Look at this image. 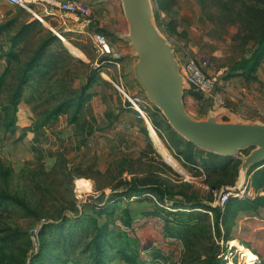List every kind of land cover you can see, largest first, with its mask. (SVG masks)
Here are the masks:
<instances>
[{
  "label": "rangeland",
  "instance_id": "obj_1",
  "mask_svg": "<svg viewBox=\"0 0 264 264\" xmlns=\"http://www.w3.org/2000/svg\"><path fill=\"white\" fill-rule=\"evenodd\" d=\"M84 1L96 20L94 28L88 25L87 31H98L108 37L113 47L110 56L99 55L90 35L66 30L65 23L76 18L57 15L55 21L46 18L47 24H44L21 8L0 0V191L25 197L35 210L26 215L12 204L7 206L8 211L0 210V226L9 225L22 234L17 243L6 246L3 255L19 251L22 256L26 250L30 255L36 253L38 230L43 225L59 223L66 215L76 218L92 212V204L96 203L111 209L109 214L101 216L108 221L109 228L116 233L126 232L130 237L129 242L120 238V244L138 245L139 249L133 251L139 255L140 264H206L212 248L221 264H260L264 260V228H261L264 216L244 213L235 221L230 236L226 223L221 224L223 238L219 239L214 228L211 233L214 214L203 206L185 209L194 210L193 216L198 217L196 227L186 233L175 226L178 218L175 215H146L156 205L175 211L173 202L163 205L147 190L131 196L125 193L128 186L162 183L170 191L188 195L190 203L200 200L213 205L224 190L233 191L238 178L235 166L240 158L228 163L227 157L219 156L218 169L205 167L210 153L198 151L194 144L168 127L161 111L153 105L150 112H156L155 117L162 120L159 131L156 130L165 147L176 157L173 163L165 160L147 131L146 122L128 107L117 85H123L131 93L145 94L134 76L132 63L125 67L130 43L121 36L128 33L129 26L121 0ZM152 1L155 22L172 43L177 57L182 61L193 57L207 62L209 73L218 76V84L208 93L191 88L186 91L188 112L197 119L215 112L220 121L264 122V56L253 72L233 71L232 67L243 57L251 56L254 41L249 39V27L223 8V3L230 0H173V3L167 0V8H161L159 0ZM11 20L13 23L7 25ZM27 23L32 24L30 35L26 34L13 49L23 61L51 33L60 41L48 48L49 53L56 55L49 67L43 68L49 70L48 74L23 85L15 123L9 126L11 117L3 107L16 92L19 70L16 60L10 64L4 54L10 49L12 36ZM90 76L94 82L77 117L74 119L72 108L47 119L49 111L70 96L73 89L82 88ZM189 153L195 161L185 159ZM247 153L248 150L240 156ZM86 185L91 186L89 191L82 189ZM245 187L249 196H257L251 187V177ZM123 208L130 209L132 226L127 225L128 216ZM205 211L208 216L201 215ZM52 230L46 234L50 248H54L52 241L57 233ZM65 231L63 243L57 249L62 258L63 247L69 242L66 238L71 234L69 227ZM76 231L74 244L89 239L87 231ZM31 241L33 247H30ZM246 243L254 244L256 248L245 249L258 260H248L249 253L243 250ZM114 255L115 251L109 253V264H131ZM52 256L49 262L54 261Z\"/></svg>",
  "mask_w": 264,
  "mask_h": 264
},
{
  "label": "trees",
  "instance_id": "obj_2",
  "mask_svg": "<svg viewBox=\"0 0 264 264\" xmlns=\"http://www.w3.org/2000/svg\"><path fill=\"white\" fill-rule=\"evenodd\" d=\"M171 1V0H170ZM173 3V0L171 1ZM158 4L161 8H167V0H159ZM223 8L230 13L231 16L235 15L238 20L243 22L251 30V35L249 39L253 40V46L250 49L251 56L248 58L243 57L241 61L237 62L235 66L232 67L233 71H240L241 73L253 72L256 69L257 64L264 56V0H230L223 3ZM37 20V19H36ZM13 20L9 21L7 25H11ZM4 25L3 27L7 26ZM32 24H24L22 28L12 36L10 49L4 54L7 58L8 63H12L16 60L18 65V84L15 94L12 96L11 102L3 107L6 115H10L11 121L9 126L15 123V113L18 110V104L20 102L21 91L23 85H27L31 79L37 78L38 76H45L48 74L49 70H43L44 67H49L50 63L54 60L55 54L49 53L48 48L50 45L58 43L60 39L51 33L46 38L41 40L38 47L34 50L33 54L26 61H23L19 52L14 51V47L21 41L24 40L26 34L30 35L29 28ZM10 70L8 68L7 72ZM94 82V78L90 76L86 84L79 90L73 89L70 96H66L63 100L59 102L52 110L49 111L47 119L56 118L61 113L67 112L74 109V119L77 117L80 110L83 108L84 101L90 93L91 85ZM195 95L198 93L191 90ZM128 104V103H127ZM131 109V108H130ZM159 111V109L156 107ZM133 110V109H131ZM150 119L156 129L159 131V126L162 120L155 117L156 112H150ZM164 118V116H163ZM142 120V119H140ZM144 122V120H142ZM148 131L147 125L145 124ZM170 127L169 124H167ZM149 132V131H148ZM192 144V143H191ZM193 145V144H192ZM198 151H205L198 148ZM208 152V151H207ZM210 153V159L205 161V167H213L218 169L220 163L216 160L220 155L213 152ZM228 158V163L233 161L231 156H223ZM185 159L189 162L195 161L193 154L189 153L185 155ZM239 162V163H238ZM241 163V159L237 161L235 169L238 174V167ZM88 183V182H86ZM90 184V183H88ZM128 186V183L126 184ZM251 187L254 192L258 193L257 196H245L244 198L231 197L227 203L222 206H213L200 202V200H195L190 203L191 198L184 194L183 192H173L168 190V188L162 184H151L145 187H131L128 186L125 193L131 196L132 193L140 194L142 191H151V193L157 197L158 201L165 205L167 202H173L175 211L167 210L165 206L156 205L152 212H148L146 215H163L165 217L170 215H175L178 218L175 220L174 224L179 229H182L186 233H191L192 230L197 225L198 217L193 216V211H186L185 209H195L197 207H204L206 210L213 212L214 223L211 228V233L213 228L216 232L215 237L221 239L223 238L222 226L221 224L227 225V233L230 236L234 226L235 221L241 217L244 213H256L257 215L264 216V163L258 164L252 169L251 172ZM145 198L141 199L144 200ZM189 201V202H188ZM15 205L22 209L26 215H31L35 210L32 207L30 201L25 197L18 194L11 193L9 191H0V210L8 211V205ZM92 212H84L78 217H72L71 215H66L62 217L59 223H48L43 225L38 230V240L39 249L36 253L28 254V250L24 252L16 251L12 255H3L6 246L13 245L21 237V232L19 229L12 228L7 225L2 228L0 226V264H68L73 261L74 264H109V253L115 251V255H120L127 262L131 264H140L139 255L134 249H139L137 244L125 246L123 243L120 244V238L125 239L129 242L130 237L126 232L116 233L114 230L109 228V223L105 219H101L104 214H109L111 209L101 207L99 204H92ZM76 213L78 209L74 208ZM128 216L126 221L127 225L132 226L133 218H131L130 209L123 208L122 210ZM201 215L208 216V211L202 212ZM200 215V216H201ZM189 217V218H187ZM169 220L167 219L168 224ZM69 227L71 230L70 238H66L65 246L63 250L65 251V256H61L57 249H60L64 237L66 236L65 229ZM168 227V226H167ZM260 227L254 226V228ZM169 228V227H168ZM264 228V226H261ZM55 229L57 231L54 234L55 240L52 241L54 248L49 247L50 241L46 237L47 231ZM76 230H81V232H88L87 237L89 239L84 241L81 239L78 243L74 244L75 238L73 235L77 232ZM53 231V230H52ZM114 233V236H112ZM229 238L226 237V240ZM236 242V241H235ZM30 247H33L32 241L30 242ZM251 247L252 245L246 243V246ZM247 247V248H248ZM255 247L254 244L252 246ZM256 248V247H255ZM211 255L206 258V264H221L218 254L214 253V248H212ZM253 252V251H252ZM254 253V252H253ZM53 255V256H52ZM55 255V256H54ZM53 258V262H49L50 258ZM22 258L21 261L19 258ZM19 260V261H18ZM264 264V260L260 263Z\"/></svg>",
  "mask_w": 264,
  "mask_h": 264
},
{
  "label": "water",
  "instance_id": "obj_3",
  "mask_svg": "<svg viewBox=\"0 0 264 264\" xmlns=\"http://www.w3.org/2000/svg\"><path fill=\"white\" fill-rule=\"evenodd\" d=\"M121 2L129 26L128 33L121 37L133 50L136 58L133 73L145 95L173 130L188 142L220 156L240 158L238 178L232 190H242L252 169L264 163V122L220 121L215 112L206 118H194L185 103L190 85L181 72L172 43L155 22L153 1Z\"/></svg>",
  "mask_w": 264,
  "mask_h": 264
},
{
  "label": "built area",
  "instance_id": "obj_4",
  "mask_svg": "<svg viewBox=\"0 0 264 264\" xmlns=\"http://www.w3.org/2000/svg\"><path fill=\"white\" fill-rule=\"evenodd\" d=\"M7 4L17 6L22 10L30 13L35 19L40 22H46L47 16L56 15V11L60 10L66 14H73L77 18H83L88 24L92 23V13L90 12L89 5L85 1L77 0H1ZM56 34L63 39V36L56 32ZM93 39V46L100 56H110L113 52V47L108 37L98 31L91 32ZM179 59V58H178ZM181 64V72L187 79L190 88L201 93H208L215 88L218 84V76L210 74L208 71L207 62H200L193 57H189L185 61L179 59ZM112 62V61H110ZM121 93L128 103V107L133 109L139 119L146 122L148 131L150 133V125L153 123L150 119V109L153 106L149 98L145 94L131 93L123 85L117 84ZM155 128V126H154ZM156 129V128H155ZM168 148V147H167ZM160 150V149H159ZM165 160L173 163L176 159L174 153L168 148V153L164 154L161 150ZM247 187L239 191L224 190L213 206H224L229 198H244L248 196Z\"/></svg>",
  "mask_w": 264,
  "mask_h": 264
},
{
  "label": "crops",
  "instance_id": "obj_5",
  "mask_svg": "<svg viewBox=\"0 0 264 264\" xmlns=\"http://www.w3.org/2000/svg\"><path fill=\"white\" fill-rule=\"evenodd\" d=\"M77 1H84V0H77ZM86 2V1H85ZM57 15H60L59 17H62L63 15H68V16H71V17H73V18H76L77 20H71L70 21V23H65V25L67 26V28H66V30H68V29H73V30H76L77 32H79V33H81V34H88V35H90L91 36V30L90 31H87V26L89 25H91V27H92V29L94 28V24H96V20H95V17H94V15L92 14V23L91 24H88L86 21H85V19H81V18H77L75 15H73V14H66V13H63L62 11H60V10H57L56 11V15H54V16H57ZM54 16H47V18L49 19V21H55L56 20V18H54ZM60 21V23H63V22H61V20H59ZM45 24H47V21L45 22ZM128 56H127V58H126V60H125V67H129V65L132 63V67L134 66V64H135V61H136V58H135V56H134V53H133V50H132V48L130 47V48H128Z\"/></svg>",
  "mask_w": 264,
  "mask_h": 264
},
{
  "label": "bare ground",
  "instance_id": "obj_6",
  "mask_svg": "<svg viewBox=\"0 0 264 264\" xmlns=\"http://www.w3.org/2000/svg\"><path fill=\"white\" fill-rule=\"evenodd\" d=\"M72 48V47H71ZM74 53H78L77 50L75 49H72ZM150 135L152 136L155 144L159 147V149L164 153V154H167L168 153V148H166L161 140V137L160 135L158 134L157 130L154 128V126H152V124L150 125ZM175 161V160H174ZM177 163V162H176ZM177 166H179V163L177 164ZM82 189L83 190H87L89 191L91 189V186H82ZM240 192V191H239ZM232 243V242H231ZM234 245L236 244L235 241H233ZM243 250H245L246 252L249 253V256H248V260L253 262L255 260H258L257 259V256L255 254H252L251 252L247 251V249H245V247L243 248Z\"/></svg>",
  "mask_w": 264,
  "mask_h": 264
}]
</instances>
